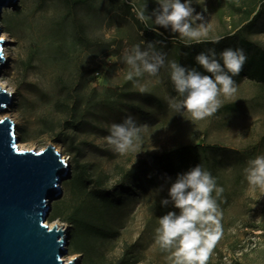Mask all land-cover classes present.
<instances>
[{
    "label": "rangeland",
    "instance_id": "374dc122",
    "mask_svg": "<svg viewBox=\"0 0 264 264\" xmlns=\"http://www.w3.org/2000/svg\"><path fill=\"white\" fill-rule=\"evenodd\" d=\"M80 1L71 5L66 0H17L5 6L0 16L10 56L0 68V82L12 93V103L0 112V119L13 120L21 149L40 151L53 143L44 133L42 117L49 114L60 81L70 82L77 69L88 75L91 88L99 94L101 104L95 106L93 120L74 133L82 146L80 163L88 165L87 176L92 180L88 189L78 180L73 153L55 144L70 166L60 183V194L50 201L48 220L50 225L68 228L64 259H75L76 264H115L126 252L135 264H171L169 253L156 242V229L162 215L178 212L172 205L160 204L168 196L171 181L167 177L172 181L176 177L152 170L155 183H151L143 172H131L151 154L199 144L217 148L203 156L200 166L224 189L218 200L223 235L208 264H264V192L251 187L245 173L249 160L264 155V83L243 77L236 84V94L221 97L224 106L204 120L191 121L187 112L184 117L175 114L169 101L182 97L171 81L170 62L178 63L179 48L185 43L163 28L154 31L165 38L166 45L145 37L150 29L137 16L145 3L151 13L157 6L155 0ZM256 2L202 0L195 5L196 11L206 8L207 40L234 32L246 22ZM148 23L152 25L151 20ZM249 38L264 46V26ZM149 44L165 54L164 66L155 76L145 74L129 81L131 69L123 61L124 53L137 45L145 50ZM141 88L146 91L141 93ZM114 99L122 107L105 104ZM128 114L144 131L136 151L119 154L106 137L111 124ZM125 180L129 183L121 186ZM99 187L112 190L119 204L109 208L92 200L88 190ZM78 206H84L90 220L112 228L114 235L103 238L75 231L69 216Z\"/></svg>",
    "mask_w": 264,
    "mask_h": 264
},
{
    "label": "clouds",
    "instance_id": "9594fccd",
    "mask_svg": "<svg viewBox=\"0 0 264 264\" xmlns=\"http://www.w3.org/2000/svg\"><path fill=\"white\" fill-rule=\"evenodd\" d=\"M155 3L157 6L151 13L147 12L146 3L138 13L137 18L146 28H163L178 34L185 46L207 41L209 28L204 16L206 8L196 11L195 7L202 0H155ZM149 20L152 21L151 26ZM220 39L216 37L210 42L218 44ZM195 60L204 69L203 73L196 68L170 62L171 81L182 99L169 101V107L175 114L184 117L187 112L191 121H200L213 116L224 106L221 97L229 99L236 94L234 77L243 71L247 55L242 48L229 47L217 59L215 49L209 48L206 52L198 53ZM123 61L131 69L126 77L131 81L145 74L157 75L165 64V54L156 51L151 44L145 50L137 45L124 53ZM3 83L0 82V86ZM140 91L143 93L146 89L141 88ZM143 131L144 126L139 125L132 114H128L121 122L111 124L106 142L119 154L136 151ZM245 173L249 185L264 192V155L249 160ZM167 180L171 181L168 196L161 198L160 204L162 207L172 205L178 212L170 210L160 217L156 242L162 251L169 253L171 264H208L223 235V213L218 200L224 189L199 164L178 173L174 181L171 177H167ZM161 190L162 186L156 189V195Z\"/></svg>",
    "mask_w": 264,
    "mask_h": 264
},
{
    "label": "trees",
    "instance_id": "16d2710c",
    "mask_svg": "<svg viewBox=\"0 0 264 264\" xmlns=\"http://www.w3.org/2000/svg\"><path fill=\"white\" fill-rule=\"evenodd\" d=\"M67 4L77 5L80 0H66ZM258 8V9H257ZM257 9V10H256ZM256 12V13H255ZM255 13V14H254ZM254 14V15H253ZM264 26V0H257L255 7L248 12L246 22L237 27L234 32L221 37L218 44L207 40L203 43H193L191 46L181 45L178 53V63L188 68H196L204 72V69L196 62L195 56L209 48L216 51L217 59L220 53L226 48H242L247 55V62L243 71L234 77L236 84L243 77L264 83V46L252 41L249 35L255 30H261ZM145 37L159 46L167 44L165 38L154 30H146ZM221 63L222 60L220 61ZM82 69H77L70 82L60 81L58 85V96L55 99L49 114L42 117V125L54 144L63 145L68 151L73 153L75 166L78 169V180L84 188H89L92 180L87 176V164H81L82 146L76 143L74 133L83 131V126L89 124L93 118L95 106L101 104L98 100V92L91 88L88 75L84 77ZM208 74V73H205ZM105 104L122 107L119 100L114 99ZM138 109V108H137ZM208 151H217L216 147H209L199 144H186L165 150L161 153L151 154L139 162L137 169L131 173L143 172L151 183H155L152 170L163 172L168 176L176 177L178 173H183L189 168L201 164L203 156ZM136 175V174H135ZM129 180L123 181L121 186L127 185ZM88 194L92 200L104 204L106 207L114 208L120 198L112 191L102 188H91ZM84 206H78L69 216V221L74 225L75 231H82L86 235L100 236L103 238L112 237V228L103 224H97L90 220L84 213ZM115 264H135L126 252L117 260Z\"/></svg>",
    "mask_w": 264,
    "mask_h": 264
},
{
    "label": "water",
    "instance_id": "95a60500",
    "mask_svg": "<svg viewBox=\"0 0 264 264\" xmlns=\"http://www.w3.org/2000/svg\"><path fill=\"white\" fill-rule=\"evenodd\" d=\"M15 1L0 0V16ZM6 44L0 26V68ZM11 103L12 93L0 86V112ZM69 171L54 143L40 151L21 149L13 120L0 119V264H76L64 259L68 228L48 223L50 201Z\"/></svg>",
    "mask_w": 264,
    "mask_h": 264
},
{
    "label": "bare ground",
    "instance_id": "6f19581e",
    "mask_svg": "<svg viewBox=\"0 0 264 264\" xmlns=\"http://www.w3.org/2000/svg\"><path fill=\"white\" fill-rule=\"evenodd\" d=\"M2 38L5 39V38H7V37H6V35L4 34ZM4 55H5V57H6L7 60L10 58V56H9V52L7 51V48H4ZM1 87L4 88V85L1 86ZM55 224H58V223H53V224H51L50 226L53 227ZM70 260H72V258H65V261H70Z\"/></svg>",
    "mask_w": 264,
    "mask_h": 264
}]
</instances>
